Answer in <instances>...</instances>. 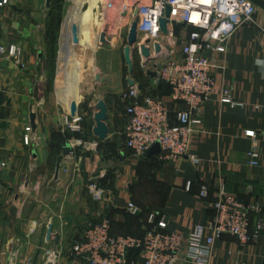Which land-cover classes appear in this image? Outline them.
<instances>
[{
    "label": "crops",
    "instance_id": "0c3cea01",
    "mask_svg": "<svg viewBox=\"0 0 264 264\" xmlns=\"http://www.w3.org/2000/svg\"><path fill=\"white\" fill-rule=\"evenodd\" d=\"M101 1L72 0L61 35L60 61L73 19L72 10L79 3L84 4L83 22L91 24V34L94 10ZM57 3L52 0V5L47 7L46 0H10L0 7V46L19 42L24 49L23 66L0 52V161L5 163L0 172V264H44V248L59 244L64 251L59 264H87L72 254V246L83 236L84 229L98 222L102 214L109 217L113 231L120 235L142 236L147 219L154 212L166 216L167 231L189 233L212 217L210 201L215 198L221 181L227 190L243 200L259 201L264 216V11L258 12L256 23L236 31L226 53L217 54L216 86L204 106V129L193 140L192 154L198 159L195 163L189 157L173 161L161 158L160 154L136 156L126 146L123 135L126 102L123 103V124H118L109 138L102 141L93 133L98 102L95 104L89 129L94 141L84 144L86 148L101 144L97 151L77 157L76 146L86 133L85 126L82 134L63 127L62 118L69 111L60 109L54 87L50 89L41 71L38 72L44 63L43 36ZM124 6V13L115 12L110 19L112 28L124 30L128 35L133 2L125 0ZM106 31L108 36L110 27ZM172 31L180 51L193 27L175 23ZM34 52L38 54L37 62L33 61ZM143 72V75H133L139 88L168 98L166 85L149 76L147 69ZM106 83H111L117 97H121L123 87L118 88L113 77ZM224 88L231 89L239 106L219 102ZM118 104L116 108L120 109ZM107 105L110 112L111 107ZM81 108L79 105V115ZM172 108L175 110L176 105ZM27 126L32 127L35 137L30 145L24 143ZM248 130L256 132L259 166L249 165L248 151L254 141L245 134ZM64 148L73 154L70 158L64 156L57 176ZM74 162L81 164L79 171L75 170ZM107 169L111 184L103 187L104 199L96 201L87 181L94 176L106 185ZM203 186L209 188L207 200L200 197ZM17 193L19 203L23 204L21 216L17 214ZM147 194L157 197L156 200L145 202V208L140 206L142 211L138 215L131 214L128 203L136 201L139 205L136 196ZM50 224L53 230L48 240ZM210 263L264 264V229L256 244H243L238 237L223 234L214 243Z\"/></svg>",
    "mask_w": 264,
    "mask_h": 264
},
{
    "label": "built area",
    "instance_id": "2783aa9c",
    "mask_svg": "<svg viewBox=\"0 0 264 264\" xmlns=\"http://www.w3.org/2000/svg\"><path fill=\"white\" fill-rule=\"evenodd\" d=\"M9 1L0 0V7ZM116 1L120 4L125 0ZM129 1L133 2L129 25L137 19L139 38L143 35L144 39H150L148 47L154 60L144 68L155 70V80L167 84L170 93L168 98L156 96L142 91L135 83L121 95L127 103V121L123 130L125 144L141 158L158 142L161 158L175 161L189 157L196 163L198 159L192 154V145L194 137L204 129V106L216 86L217 54L227 52L240 27L256 23L261 9L251 0ZM166 5H170L171 13L169 34L164 35L159 20L165 15ZM136 9L139 13L135 17ZM119 11L124 13L125 8ZM175 23L193 27L180 51L172 31ZM144 39L137 44L139 52ZM156 43L162 47L160 53H156ZM0 52L15 64L24 65V49L20 43L1 45ZM219 102L232 107L240 105L234 100L230 88L221 90ZM83 122V116L78 113L72 116L70 111L62 118L63 127L73 133H84ZM32 131L31 126L26 127V145L34 141ZM245 134L254 141L248 151L249 165L259 166L256 132L248 130ZM72 154L73 151L69 150L66 157L70 158ZM4 166L5 163L0 161V172ZM74 167L79 171L80 164L74 162ZM62 169L68 171L66 167ZM89 190L96 201L104 199L105 191L95 183L89 185ZM16 196L17 214L21 216L23 204L19 203L20 195L17 193ZM200 197L206 200L209 197L207 186L202 187ZM210 204L214 211L212 217L197 224L189 233L167 231L166 216L154 212L150 213L142 236L114 234L111 220L102 214L101 219L89 224L83 236L76 240L72 254L87 264H211L212 248L223 234L234 235L243 244L257 243L264 229L263 207L259 201L243 200L227 190L221 181ZM127 209L133 215L142 211L133 201L128 203ZM63 254L60 244L44 248V264H59Z\"/></svg>",
    "mask_w": 264,
    "mask_h": 264
},
{
    "label": "rangeland",
    "instance_id": "374dc122",
    "mask_svg": "<svg viewBox=\"0 0 264 264\" xmlns=\"http://www.w3.org/2000/svg\"><path fill=\"white\" fill-rule=\"evenodd\" d=\"M56 9L53 13L52 19H48L46 33L43 36V45L42 51V61L43 67L42 69H38V72L41 71L45 83L49 85L50 89L54 87L57 93V103L60 109L69 111L70 104V96H75L73 93L70 94L69 87L71 80L75 79L78 87V95L75 98L81 108V115L84 117V126L86 129V133L84 137H80L82 139L81 143L76 146V155L77 157H84L85 153L91 154V152L97 151V147L92 146L91 148H86L85 142L92 144L94 141L93 135L89 130L91 128V123L94 115V106L99 100H104L109 104L111 110L109 112V129L110 133L114 130V128L122 125L125 120L124 115V104L125 102L122 100V97H117V93L114 92L115 88L111 86V83H106L98 81L96 79V75L100 74L101 76L113 77L116 80V86L118 88H122V92L124 93L127 88V78L129 77L128 65L125 61L124 57V49L127 45V34L124 30L114 29L112 28V18L113 14L119 10H123L126 6H124L125 1L117 4L116 0H102L97 8L94 10L95 17L94 22L92 24V31L95 36L96 45L91 44L89 26L90 23L83 22V26L81 28V37L83 40V44L88 45L89 47L84 52L85 48H81L80 46L76 47V55L72 57L73 66L70 64V40L69 34L66 33L64 51L62 52V58L60 61V49H61V35L63 30L64 22L70 12L72 6V0H57ZM111 29L110 34L107 36L109 40L108 44L100 46V34L102 31H106L107 28ZM107 32V31H106ZM98 37V39H97ZM88 38V39H86ZM144 39L143 35H140V39ZM19 43V42H15ZM39 49V47H38ZM40 50V49H39ZM87 52V54H86ZM33 61H38V54L34 52ZM94 57V58H93ZM132 58L134 63V71L133 75L138 76L143 75V58L139 52V48L137 44L132 47ZM89 59V60H88ZM79 63V64H78ZM68 64H70L68 66ZM77 64V65H76ZM68 66V67H67ZM66 67V68H65ZM78 69H76V68ZM94 68V69H93ZM79 70V71H78ZM79 74V75H78ZM69 75V76H68ZM80 79V82H79ZM69 80V82H67ZM68 83V84H67ZM67 90L68 95H66ZM66 95V97H65ZM67 99V102L65 101ZM116 103H119L118 106L120 109L116 108ZM122 103V104H121ZM124 103V104H123ZM122 105V106H121ZM89 130V131H88ZM109 138V137H108ZM107 139V138H106ZM89 146V145H88ZM90 147V146H89ZM64 152V156L67 154L68 149H61ZM87 150H90L89 152ZM81 166V164H80ZM95 175V174H94ZM110 171L107 169V173L105 176L103 185L93 176L91 179L87 181V184L95 183L100 188H102L106 192L107 183L110 182ZM105 187V188H103ZM157 197H153V195H142L136 196L137 201L139 202V206L145 208L147 204L145 202L152 201L154 202ZM135 201V200H134ZM136 203V201L134 202ZM152 206V204H151ZM149 205V207H151ZM86 230V229H84Z\"/></svg>",
    "mask_w": 264,
    "mask_h": 264
},
{
    "label": "water",
    "instance_id": "95a60500",
    "mask_svg": "<svg viewBox=\"0 0 264 264\" xmlns=\"http://www.w3.org/2000/svg\"><path fill=\"white\" fill-rule=\"evenodd\" d=\"M259 9L264 11V0H251ZM46 5L47 7H50L52 5V0H46ZM139 10H135V17L138 15ZM170 13H171V7L170 5H166L165 8V15L160 18V27H161V32L164 35L169 34V23H170ZM128 38H127V45L125 46L124 49V57L125 61L128 65V72H129V77L127 78V81L129 83V87L135 85V80L133 79V71H134V63H133V58H132V47L136 44L139 43V33H138V22L137 19H135L129 29L128 32ZM150 42L149 38H146L140 43V53L141 57L143 58V67H147L149 61L154 60V58L151 55L150 49L148 47V43ZM72 43L73 45H78L80 44V25L78 22L74 23L72 25ZM109 40L107 39V32L102 31L100 34V46H103L105 44H108ZM155 50L156 53H160L162 50V47L159 43L155 44ZM148 75L151 77H155L157 75L155 70L149 69L147 71ZM96 79L98 81L104 82L106 80H110V77H105L101 76L100 74L96 75ZM79 104L77 100L73 99L70 102L69 105V111L72 116H75L78 112ZM96 113L94 115V120H95V126L93 128V133L94 135L99 139V140H105L108 135H109V126L107 124V119L109 116V107L107 103L104 100H99L97 105H96ZM35 120V114H31V121L34 124ZM161 153V146L157 142L155 143L150 150L147 153V156H154V155H159ZM64 159V155H61L59 157V164L57 167V173L56 175L59 176L60 173V166L61 162ZM52 230H53V225L50 224L47 230V239L50 240L52 236ZM138 252V249L137 251Z\"/></svg>",
    "mask_w": 264,
    "mask_h": 264
},
{
    "label": "bare ground",
    "instance_id": "6f19581e",
    "mask_svg": "<svg viewBox=\"0 0 264 264\" xmlns=\"http://www.w3.org/2000/svg\"><path fill=\"white\" fill-rule=\"evenodd\" d=\"M72 11H74V13H72V15H73V19H71L72 21L70 22V24H69V26H68V30H69V40H70V57H69V59H70V64L73 66V59H72V57H74L75 55H76V47L74 48V46L75 45H73V43H72V25L74 24V23H76V22H78L79 23V25H80V44H78V45H76V46H80V49L83 47V48H85V50H84V52L86 51V49L89 47L88 45H86V44H83L84 42H83V40H82V38L83 37H81V24H82V22H83V16H84V4L83 3H79L75 8H74V10H72ZM71 15V16H72ZM72 18V17H71ZM92 19V18H91ZM97 39H98V37H97ZM90 40H91V44L94 46V45H96V42H95V36H94V34H93V31H91V34H90ZM60 51H61V49H60ZM86 54H87V52H86ZM94 58V57H93ZM89 60V59H88ZM70 64H68V66L70 65ZM79 64V63H78ZM77 65V64H76ZM76 68V67H75ZM79 68V67H78ZM78 68H76V69H78ZM94 69V68H93ZM79 71V70H78ZM79 75V74H78ZM69 76V75H68ZM67 82H69V80L67 81ZM79 82H80V79H79ZM68 84V83H67ZM70 86H72V88H70L69 87V90H70V94L72 95V93L75 95V96H70V102L73 100V99H75V98H78V97H76L77 95H78V87H77V83L75 82V79H74V82H73V80H71V82H70Z\"/></svg>",
    "mask_w": 264,
    "mask_h": 264
},
{
    "label": "trees",
    "instance_id": "16d2710c",
    "mask_svg": "<svg viewBox=\"0 0 264 264\" xmlns=\"http://www.w3.org/2000/svg\"><path fill=\"white\" fill-rule=\"evenodd\" d=\"M162 84H163V85H166V87H167L168 90H169L168 92L170 93V87H169L167 84H165V83H162ZM169 93H168V94H169ZM137 215H138V214H137ZM135 216H136V215H135ZM112 231H113V228H112ZM113 233L116 234L114 231H113Z\"/></svg>",
    "mask_w": 264,
    "mask_h": 264
}]
</instances>
